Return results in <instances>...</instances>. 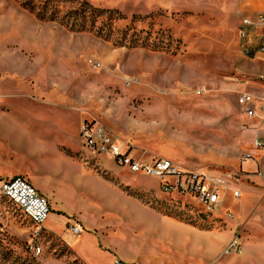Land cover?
I'll return each mask as SVG.
<instances>
[{
  "label": "rangeland",
  "instance_id": "obj_1",
  "mask_svg": "<svg viewBox=\"0 0 264 264\" xmlns=\"http://www.w3.org/2000/svg\"><path fill=\"white\" fill-rule=\"evenodd\" d=\"M83 1L106 12L94 21L76 16ZM197 4L0 0V178L30 177L36 187L57 193L63 182L46 173L53 156L50 141L41 139L45 133L37 135L39 146L31 154L10 146L30 139L27 123L19 116L44 129L61 124L73 139L82 141V157L89 165L90 160L109 159L123 169L130 177V194L144 205L195 224L188 226L199 231L230 233L229 241L240 230L241 253L221 251L215 264H264V180L248 177L264 172V153L255 147L257 139L264 140V124L245 118L237 105L240 94L250 92L261 116L264 56L255 60L243 55L240 22ZM80 97L85 104L78 102ZM86 121H96L129 142L130 156L141 163L161 158L186 172L206 174L220 167L223 172L240 173L234 188L242 198L236 200L231 193L223 197L217 219L194 197L164 193L159 179L133 174L113 157L93 156L81 135ZM245 159L262 166L247 171ZM61 201L79 205L66 195ZM52 214L50 206L42 224L47 233L36 236L37 228L0 198V264H83L79 253H87L97 264L118 260L135 264L100 256L85 235L74 243L66 237L69 226L53 223ZM162 231L175 233L171 228ZM135 239L141 245L148 243L139 234ZM36 247L41 249L39 255Z\"/></svg>",
  "mask_w": 264,
  "mask_h": 264
},
{
  "label": "crops",
  "instance_id": "obj_2",
  "mask_svg": "<svg viewBox=\"0 0 264 264\" xmlns=\"http://www.w3.org/2000/svg\"><path fill=\"white\" fill-rule=\"evenodd\" d=\"M189 1L197 6L199 2L200 5H206V8L210 9L208 12L213 11L214 14H229L233 21L240 23L242 17H253L264 13V0ZM221 8L226 9L225 13L220 10ZM80 99L78 102L85 104V100ZM17 118L27 123L30 139H24L19 144L13 143L10 148L15 152L21 150L31 154L35 151L39 146L38 134L45 133L41 139L45 142L50 141L48 148L53 160L51 168L48 167L46 173H52L53 178L62 180L63 183L57 188L58 192L44 191L42 187H36L30 177L26 179L48 199L54 211L50 217L53 223L78 225L82 228L83 232L78 237H73L69 231L65 233L66 237L74 239V243L85 235L100 256L111 258V261L118 258L135 264H215L216 254L221 251L222 254L224 253L230 233L215 234L199 231L188 226L195 224L176 219L144 205L139 198L130 194L132 191L130 177L123 174V169L118 168L109 159L97 160V163L90 160L89 165L88 160L82 157L84 155L82 141L73 139L61 124L44 129L41 126H32L31 120L27 117ZM260 122L264 124V120ZM60 162L68 169L63 170ZM243 164L248 166L247 171L250 172L262 166L261 163L258 165L253 160H247ZM99 171L105 172L104 175L98 173ZM248 177L264 180V172L261 169L260 175ZM255 188L261 189L256 185ZM62 195L75 198L78 207L75 208L72 203H63ZM163 228H171L175 233L165 234ZM149 232H152L153 236L148 238L146 233ZM136 234L147 238L148 243L141 245L135 239ZM136 248L142 253H138ZM77 256L83 264H97L87 253H84V256L79 253Z\"/></svg>",
  "mask_w": 264,
  "mask_h": 264
},
{
  "label": "built area",
  "instance_id": "obj_3",
  "mask_svg": "<svg viewBox=\"0 0 264 264\" xmlns=\"http://www.w3.org/2000/svg\"><path fill=\"white\" fill-rule=\"evenodd\" d=\"M238 36L241 41V51L243 55L251 59H261L264 56V13L253 17H245L241 20L238 29ZM264 80V77H261ZM237 105L242 109L245 118L249 120H264V102L261 103L257 112L256 98L249 92L240 94ZM85 147L94 155L113 157L119 166L127 167L133 174L157 178L160 180L161 190L170 194L196 198L206 209L208 214L217 216L223 210V197L231 193L236 200L242 198L241 193L234 188V184L239 182L241 174L228 170L216 172H186L182 171L172 161L168 159L154 158L152 163L144 164L130 156L129 142L116 136L104 125L95 122H85L81 127ZM255 147L264 151V140L257 139ZM127 148V152H123ZM247 161V159H245ZM170 178L173 182L170 183ZM0 198L7 199L20 213L30 221L36 228L35 233H47L42 224L46 222L50 214V204L48 199L40 194L35 187L23 177L0 180ZM143 198V197H142ZM147 198V197H144ZM228 220H233L231 214L227 215ZM218 219V218H217ZM240 227V225H238ZM73 237H78L83 230L78 225H69L68 230ZM240 230L236 231L234 237L224 249L225 255L238 254L242 250ZM36 254L41 253V249H33ZM115 264H124L120 260Z\"/></svg>",
  "mask_w": 264,
  "mask_h": 264
},
{
  "label": "trees",
  "instance_id": "obj_4",
  "mask_svg": "<svg viewBox=\"0 0 264 264\" xmlns=\"http://www.w3.org/2000/svg\"><path fill=\"white\" fill-rule=\"evenodd\" d=\"M106 11L100 10L95 7H92L86 3V1H83L81 3V7L74 13L76 16H80L81 18H86L89 16L90 21H94L99 16H102ZM110 15L108 16V20L114 19L113 12L109 11ZM119 19H123L122 15L119 16ZM52 20V19H51ZM75 22V21H74Z\"/></svg>",
  "mask_w": 264,
  "mask_h": 264
}]
</instances>
